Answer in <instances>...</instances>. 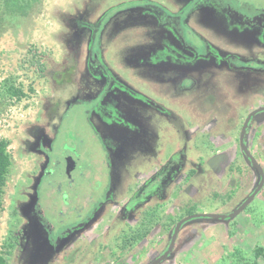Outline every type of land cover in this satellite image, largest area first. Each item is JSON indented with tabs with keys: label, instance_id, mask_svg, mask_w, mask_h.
Masks as SVG:
<instances>
[{
	"label": "rangeland",
	"instance_id": "rangeland-1",
	"mask_svg": "<svg viewBox=\"0 0 264 264\" xmlns=\"http://www.w3.org/2000/svg\"><path fill=\"white\" fill-rule=\"evenodd\" d=\"M14 2L27 6L17 11L10 8ZM153 2L158 12L171 16L170 24L179 22L180 37L171 25L159 26L154 9L144 8ZM258 4L264 7V0H0V138L7 140L10 157L0 207V253L6 264H152L167 250L178 220L194 213L226 217L188 219L155 264L253 259V249L264 247V41L250 30H237L244 27L242 17L259 13ZM101 20L100 33L90 42L91 29L84 23ZM181 39L191 48L196 43L201 55H178ZM237 52L250 58L249 67L243 66L245 59L226 56ZM92 53L125 84L144 92L157 89L158 129L153 121H142L145 117L113 107L111 123H94L89 114L98 98L91 97L105 82L91 75ZM13 88L22 92L18 99ZM127 109L131 112L132 104ZM243 126L245 148L262 171L261 183L239 144ZM40 144L47 157L37 149ZM181 150L183 167L160 198L141 202L129 224L115 221L105 231L151 173H141L142 168L162 164ZM69 158L79 159L85 169L89 163L107 168L112 199L93 226L56 243L65 223L74 219L69 213L65 223L55 222L56 182ZM112 162L118 169L113 174ZM104 184L93 193L96 205L104 198ZM74 185L71 197L91 188ZM36 201L39 217L53 231L42 232L35 216L24 214ZM136 217L148 221L139 226ZM123 227L131 240L118 245Z\"/></svg>",
	"mask_w": 264,
	"mask_h": 264
},
{
	"label": "flooded vegetation",
	"instance_id": "flooded-vegetation-1",
	"mask_svg": "<svg viewBox=\"0 0 264 264\" xmlns=\"http://www.w3.org/2000/svg\"><path fill=\"white\" fill-rule=\"evenodd\" d=\"M209 1V0H208ZM148 3V2H146ZM151 4H144V8L147 9H154V11H152V13H154V15H156L157 17V21L159 23V26H170L171 28L174 29L177 33H175L174 35H176V37H180V30H179V22H177V24H175L173 26V24H170L167 17H171L170 15L164 14L161 11L158 12L159 7H157L154 2L152 3V8H148ZM136 6V5H135ZM156 6V7H155ZM138 7H142V6H136V8ZM142 10H144L143 8H141ZM256 9H258V14H255L251 17H242V21L245 23L244 27L237 30V31H241L243 29L246 30H250L253 34H255L256 36L260 37L261 40L264 41V7L261 4H258L256 6ZM159 10H161L159 8ZM227 10V9H225ZM214 12L217 16H220V13H218V11H212ZM178 12H176L175 14H177ZM173 14V15H175ZM186 24L185 27L188 26V18H189V14L186 17ZM231 20V19H229ZM235 23V22H234ZM238 23V22H237ZM142 26H145L144 24H141ZM158 27L157 25L155 26V28ZM129 27H127L128 29ZM148 28L147 31L150 29H155L154 27H146ZM160 28V27H159ZM192 30H194L193 32L195 33V27H190ZM237 29V28H235ZM146 29L144 31H141L140 34L142 40L144 41L145 39V33L147 32ZM179 31V33H178ZM153 35V34H152ZM154 36V35H153ZM155 37V36H154ZM148 39V38H146ZM154 40V39H153ZM182 40V39H181ZM184 41L182 40V44H180L181 48L180 50L176 51V53L179 54H184L185 52H188L187 54H192L194 56L197 57V55H201V53L199 52V50H197L196 48V43L194 46L189 47L187 45H189L187 42L183 43ZM151 44V43H149ZM194 44V43H193ZM205 47H208L205 45ZM240 48V47H237ZM230 50V49H229ZM243 50V49H242ZM175 52V50H173ZM227 51V50H226ZM99 53V51H98ZM199 53V54H198ZM218 55V54H216ZM240 55H243L240 56ZM203 56V55H202ZM214 54H212V56L210 55L208 58L213 57L214 58ZM227 57H237V60L241 58L245 59L247 61L248 64H244L243 66H248L251 65L252 62H249L248 58L246 55V57L244 58V54L243 52H237V53H228L226 54ZM207 58V59H208ZM96 63H99V58L98 55H92V57L90 58V64L92 65H96ZM92 72V71H91ZM114 72H93L91 75L95 78H98L100 80L104 79V84L100 85L101 87L99 88V90L96 91V94L91 97L92 98H98L97 99V104L95 106L92 107L91 109V117L94 121L95 124L97 125H103L105 123H111L109 121V119L112 118V116H116L117 112V108L121 109L125 114H129L130 116L136 115L138 117H145L142 119V121H144V119H148L150 121H153L154 123V128L158 129V123L161 122L160 119V115H156L157 111H161L160 109L161 104L156 100V97L159 96L158 93L155 92V90L157 91V89L152 90L151 88H148L147 91H140L138 89H136L134 86L131 87V85L129 84H125V82L122 79H118L114 76L113 74ZM157 77V76H156ZM153 93V94H152ZM153 96H152V95ZM110 98V99H106V98ZM129 104H132V110L131 112L127 109V106ZM146 105L153 107V110L156 111L155 113H152V110L147 108L146 109ZM117 106V107H116ZM157 106V107H156ZM115 108V112H113L112 108ZM146 110H148V112H146ZM153 115V116H151ZM96 129H98V127H95ZM140 130V129H139ZM143 131L144 130H140ZM240 144V143H239ZM241 147V146H240ZM42 148V150H41ZM37 149L39 151H41L44 155V150H47L45 147H42V144H40V148L37 147ZM242 150V149H241ZM110 151V150H108ZM177 153H173L171 154L162 164L156 165V166H147L142 168L143 170L140 171L141 173H145L148 171L151 172L149 174V176H147L146 180H144L141 184H139L136 188L135 191L133 192L132 196H127L126 200L123 201V203L121 204L120 208L117 210V214L116 216L114 215V217H112L110 219V223L106 225V230L109 229L112 230V226L113 223L115 221H118V225L122 223V225L125 223L129 224V216L132 213V210H134L135 208H137L139 206V204L141 202H147L149 200H151L152 197H159L160 198V194L162 192L163 189H165L168 185H170L175 178H177V176L179 175L181 168L183 167V163L185 160V154L183 153V150L181 151H176ZM110 155V154H109ZM46 156V155H45ZM67 156L65 154H62V157ZM106 156V155H105ZM120 156V155H118ZM47 157V156H46ZM66 159V157H65ZM79 159L76 158H69L67 164L63 165V177L64 178V182L62 181V179L58 182H56V194L60 195V200L58 199V205H60V208H58L57 211V217L59 219H55V222H57L59 225L61 223H65L67 220L64 219L66 217H68L69 213L74 214V219L70 220L68 222L65 223L66 226H68L67 228H63L60 230L58 236L55 239V242L58 243V241L61 238L67 237L70 234H77L78 236L80 235V232L88 229L89 227L93 226L92 222L93 220H95L96 216L99 214V211L102 210V208L108 204V201L111 200L112 198H110L113 190L111 187H109L110 183L112 184L113 181L110 180L109 178V172L107 171V168L103 167L102 165L100 166L101 168H98L95 165H89L85 166L87 169L84 168V165H81L80 163H78ZM108 161V160H107ZM106 163V162H105ZM109 163V162H107ZM56 167H61L59 166L60 164V160L56 159ZM111 172L113 174V172H117V168L116 166L113 164L111 165ZM206 166H208L206 164ZM97 168V169H96ZM97 172H99L98 179L95 178V175L97 174ZM108 174V175H107ZM113 176V175H112ZM68 178V179H65ZM103 179L105 184L103 183ZM75 184L74 186H76L78 184V182H80V184L83 182L84 188L85 186L88 185V188L91 187L86 194H82L80 193V189L77 191L76 190V197H71V193L69 191V189H71L69 186H71L73 183ZM104 184V189L106 188V192L104 193V198L103 200L99 201V203H97V205L93 202V193L95 191V189H100L102 187V185ZM125 186H123V188H125L127 185L124 184ZM53 185H48L47 189H50ZM55 186V185H54ZM94 189V190H93ZM36 194V193H35ZM37 196V194H36ZM37 198V197H36ZM38 200V198H37ZM124 200V198H123ZM36 202H34V204L31 207H27L25 208V215L29 217V215L31 216H35L33 218V220L36 222V224L39 226V228L41 229V231L45 233L50 231H53V225L50 223L48 225V223L45 221H42L41 218L39 217L41 211H37L36 210ZM57 203V202H56ZM95 204V206L93 207V205ZM42 210V209H41ZM29 213V214H28ZM42 214V213H41ZM212 214V213H211ZM49 216V215H47ZM135 220L137 221V224L142 225L143 222H147L148 220H145L144 217L142 218H138L136 217ZM29 219L26 218V222H28ZM127 229V231H129L128 228H122L121 229V237L118 240V245L121 242H126V244H129L130 242V235H128L125 238V230ZM102 237H104V234H102ZM53 242V245H55L56 243ZM112 240H111V247H112ZM4 249V248H3ZM166 249V248H165ZM123 250V248L121 249ZM0 255L2 256V258L4 260H6L5 255L0 253ZM156 257V256H155ZM154 257V258H155ZM156 259V258H155Z\"/></svg>",
	"mask_w": 264,
	"mask_h": 264
},
{
	"label": "trees",
	"instance_id": "trees-1",
	"mask_svg": "<svg viewBox=\"0 0 264 264\" xmlns=\"http://www.w3.org/2000/svg\"><path fill=\"white\" fill-rule=\"evenodd\" d=\"M26 6H27V4L25 6H23L22 4H16V2H14L13 4L10 5V8L17 9V11H20L21 9H24ZM100 22H102V20L101 21H97L96 23H84V25L86 27L91 29L90 42H92V40H93L94 36L96 35V33H98V34L100 33L101 26H102ZM92 55H93V53H92ZM90 68H91L92 72H101V73L110 72V70L107 69L106 66H104L102 63L101 64L100 63H96L95 67H94L93 64L92 65L90 64ZM11 94L15 95L17 97V99H18L20 97V95L22 94V92L20 90L16 89V88H13V90H11ZM160 110H162V108ZM246 117H248V115ZM239 143H240V146L242 148V151L246 154L245 156H247V158H249V153H248V151L245 148L244 140H242L240 142V139H239ZM7 146H8L7 140L4 139V138H0V207H1V197H2V193H3V187H4L5 181H6V174L8 172V168H9V165H10V157H9L8 152H7ZM194 171L195 170H191L190 173L193 174ZM256 189H258V188H256ZM251 194H253V192ZM251 194L249 196H251ZM217 215L221 216L220 214H217ZM159 257L156 258L152 262V264L157 263V260L159 259ZM258 257H262L264 259V247H262V246H256L253 249V259H251V260H243L239 264H261L257 260ZM0 264H6L5 260L2 258L1 255H0ZM262 264H264V262Z\"/></svg>",
	"mask_w": 264,
	"mask_h": 264
},
{
	"label": "water",
	"instance_id": "water-1",
	"mask_svg": "<svg viewBox=\"0 0 264 264\" xmlns=\"http://www.w3.org/2000/svg\"><path fill=\"white\" fill-rule=\"evenodd\" d=\"M249 117V116H248ZM244 129H245V126H243L242 127V130H241V134H240V137H239V139H240V142L243 140V132H244ZM249 159L251 160V162L256 166V168L258 169V171H259V174H260V176H261V179H260V183L262 182V171L260 170V168L257 166V164L255 163V161H253V159H252V157L249 155ZM260 183H259V185H260ZM259 185H258V187L257 188H259ZM257 190V189H256ZM256 190H254V192H253V194H251V196H249V198L247 199V200H245L240 206H239V208L238 209H236L233 213H231L230 215H232V214H234V213H236L238 210H240L243 206H244V204L254 195V193H255V191ZM229 215V216H230ZM200 216H204V217H211V218H223V217H226V215H221V216H219V215H217V214H207V213H194V214H190V215H188V216H185V217H183V218H181L180 220H178V222L175 224V226H174V229H173V232H172V236H171V240H170V242H169V245H168V247H167V250L164 252V254H162L160 257H159V259L157 260V262L159 261V260H161L164 256H165V254H167L168 253V251L170 250V248H171V246H172V243H173V241H174V238H175V235H176V233H177V231H178V229H179V227L181 226V224L182 223H184L185 221H187L188 219H190V218H194V217H200ZM228 216V217H229Z\"/></svg>",
	"mask_w": 264,
	"mask_h": 264
}]
</instances>
